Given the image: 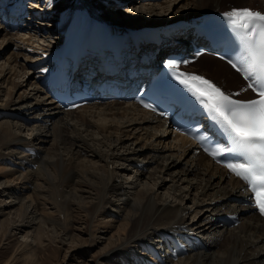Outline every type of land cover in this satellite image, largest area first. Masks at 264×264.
Returning a JSON list of instances; mask_svg holds the SVG:
<instances>
[{"label":"bare ground","instance_id":"obj_1","mask_svg":"<svg viewBox=\"0 0 264 264\" xmlns=\"http://www.w3.org/2000/svg\"><path fill=\"white\" fill-rule=\"evenodd\" d=\"M23 1L26 0H15V3L24 7ZM32 1L35 2V11H37L32 12V19L35 18V20L24 27L27 30L24 31L23 36H17L18 39H15L19 43L14 49L23 57L25 63L22 61L10 63L12 53H7L8 57L3 61L4 64L0 63V80H2L0 92L4 89L8 95L4 103L0 102V115L16 114L25 119L27 118L25 112L32 111L28 113H33V118L41 116L37 120L44 123L34 124L36 127H33L37 131L31 132V136L25 140L13 130L10 122H3L0 125V178H5L4 184L3 181L0 182L3 184L0 194L7 190L12 195V191H15L19 201L23 198L21 197L23 194L24 197L30 198L29 204L21 202V206L23 204L25 206L26 217L29 216L26 212L29 207L32 205L30 213L35 212L36 204L41 200L45 203L44 210H47V218L53 219L57 211L63 214L68 223V232L71 229L79 230L74 225L76 211L79 209L84 211V218H87L89 214L93 227L91 239L100 242L102 241L100 238H104L99 251L102 257L98 264H104L107 260L113 261L115 253L124 257L130 256L126 259L130 264L131 262L133 264H264V216H260L249 202H245L247 192L244 182L235 176H230L226 168L215 163L206 153H197L193 140L169 128L166 125V119L152 114L132 101L114 100L107 103L84 104L65 110L53 97L46 94L47 83L59 68L56 69V67L68 63L71 57V54L66 55L68 51L81 47L85 53L83 57L86 59H91L95 52H98L97 41L99 40L100 46L104 39L111 35L104 28L112 21L110 13H129L139 6L138 10L136 9L137 16L125 17L116 23L111 22V29L115 31H125L128 25L145 27L149 24L167 23L175 16L169 14L160 19L161 13L158 15L159 12H154L148 18L142 6L149 4L146 9L153 12L156 9L155 0L151 3L133 5L132 10H130L132 5L130 7L126 4L118 5L114 0H94L95 5H91L89 0ZM132 1H135V3L132 2L133 4L142 2V0ZM226 1L174 0L171 3L172 1L165 0L166 4L163 5L164 1L159 4L167 11L172 4L177 6L182 3L179 6L184 8V13L178 18L185 17L181 20L187 18L191 20L204 12L229 10L227 7L222 8ZM228 1L237 2L232 9L261 7L262 2V0ZM251 4L255 5L250 6ZM42 5H46L43 10L40 8ZM165 11L164 14H166ZM53 12L56 17H62L59 25L50 28L38 22V20H48L50 13ZM45 16L49 17L45 18ZM178 18L175 22L163 24L164 27H160L172 31L174 38H163V44H159L161 49L158 56H163L168 51L167 48L162 47L164 43L169 44L175 39L178 40L176 44L189 49V41L184 37L189 33L188 28H182L180 32L173 30L172 24L176 23ZM155 27H145L147 28L145 33L152 38L161 36L160 28L153 30ZM1 28L3 29L0 32L6 31V35L2 38L4 41L6 38L9 41L16 38V34L9 32L12 30L9 25L3 24ZM53 32L64 37V41L59 44L58 42L53 44L51 42L53 40H49L47 44L38 41V46H33V42L29 43L35 36L48 41L47 37H51ZM148 45L154 46L151 39ZM48 50L50 52L47 53ZM206 54L203 52L197 59L199 62L190 63L188 69L195 72L199 70L198 72L206 76L211 74L210 78H216L215 82L227 87L228 90L238 89L239 91L246 86V82L238 77L237 72L227 61L214 55L206 56ZM41 55L44 57L39 58ZM41 60L44 63H40ZM17 61H19L18 58ZM16 64L22 68L21 73H15ZM44 65L42 70L44 73L40 74V69ZM36 67L37 70L33 71L32 68ZM7 72L15 73L19 78L12 88L8 85L7 88H1L9 77L6 76ZM24 72L27 78L22 79L26 77ZM27 84L31 87H29L30 90H27ZM17 87L23 89L18 97H14ZM253 95L254 93L249 90L242 93L240 97ZM51 122L55 123L53 128L49 124ZM95 131L99 135L102 134V137L96 139L93 135ZM50 135L54 136V145L46 150L47 147L44 144L49 140ZM141 140L142 143H140ZM61 147L68 149L67 155L70 153L66 160L64 154L60 155ZM86 150L91 151L89 155L98 157L97 160L100 159L103 163H96L92 157L89 162H84L81 166L77 164V158L85 154ZM163 150L165 154L162 156ZM144 158L154 163L153 172L147 176L151 179V184L148 182L146 187L138 189L137 192L135 190L132 195L127 191L126 193L120 191L122 182L116 175L120 171L119 167H125L123 169L126 170L128 165L136 164L142 168ZM110 159L113 161L110 162ZM61 163H64L63 166ZM112 163H118V165L115 164V166ZM142 171L143 169L139 173H143ZM164 172L172 177L174 194L181 200L186 199V195L192 189L196 190L193 200L195 207L193 204V206H174L167 202L166 198L156 194L159 188L172 189L166 182L167 177L162 176ZM157 173L158 176H156ZM59 174H61V180H56V175ZM178 180L185 181V185L175 184L174 181ZM56 184L60 185L61 202L57 201L59 194L55 196L53 192V185ZM16 190H18L17 193ZM27 190L29 193L26 196L24 191ZM240 197L244 198V203L240 201ZM173 199L172 197L171 200ZM47 200L51 204L49 208L46 204ZM201 212L202 214L197 218ZM228 212L239 215L242 222L238 226L221 222L219 217ZM188 213L192 216L191 220L187 218ZM214 219L217 221L213 226ZM98 229H104L105 232L101 233L105 236L100 237V233L96 232ZM110 232L111 234L108 235ZM197 234L204 238H199ZM72 241H78V245L84 246L88 239L79 234L73 235ZM136 244H139V251ZM26 249L25 254L36 260L37 251L30 247Z\"/></svg>","mask_w":264,"mask_h":264},{"label":"rangeland","instance_id":"obj_2","mask_svg":"<svg viewBox=\"0 0 264 264\" xmlns=\"http://www.w3.org/2000/svg\"><path fill=\"white\" fill-rule=\"evenodd\" d=\"M163 1H164L163 5L166 4L165 0H155V2H154V0H142V2H136V4H133V3H135V1H132V0H126V1L114 0V2L118 5L126 4V6H128V7H130V5H132L130 7L131 8L130 10L133 9L132 8L133 5L136 6V5L143 4L144 2H146V3L147 2H150V3L154 2L156 5V9L153 12L147 11L148 9H146V6H148L149 4L142 6V8L146 11V15L148 18H150L154 12H157V13L159 12L158 15L161 13L160 19H162L164 15L167 16L170 14V16L171 15L175 16L173 19H171V21H168L167 23L160 22L157 24H149L148 26H145L148 28H151L152 26H156L153 30H156L160 27H164V26H162L163 24L167 25L171 22H175L177 20V18L184 13V8L182 6H179L182 3H180L177 6H174L172 4V6L169 9H167V11H165V9L162 7V5L159 4L160 2H163ZM167 1H172L171 3H173L174 0H167ZM89 2L91 5L96 4L94 2V0H89ZM235 4L237 5L236 1H228L227 0L222 8L225 9L227 7L230 10V9H232V7L235 6ZM255 4H251L250 6H254ZM33 5L35 6V4H33ZM45 6L46 5H42V6H40V8L43 10L44 8H46ZM115 6H117V5H115ZM137 7H139V6H137ZM137 7L135 8L134 11L129 12V13H116V12L110 13V15L112 17L111 22L116 23L118 21H121L125 17L130 18V17L137 16L136 15L137 14V12H136ZM35 9H36V7H35ZM164 11L166 12V14H164ZM54 13L55 12L50 13V17L45 16V18L49 17L48 20H46V21L38 20V19H36V20H38L39 23H43L44 25L50 26V28H52V26L59 25L62 21V19H61L62 17H56V15H53ZM183 18H185V17L178 18V20H181ZM187 19H189V18H187ZM33 20H35V18ZM38 22H36V24ZM1 23H0V25L3 27L4 23H2V24ZM1 26H0V30L3 29V28H1ZM26 30L27 29H25V28L9 30L10 33H13L14 35L16 34L15 35L16 38H13V40H10V41L8 40V38H6L5 41L2 39L6 35L5 34L6 31L3 30L0 32V47H1L0 48V63L4 64L3 61L5 59H7V57H8L7 53H10V54L12 53V58L10 59V63L14 64L15 62H21V61H22V63H25V60L23 59V57L18 55V53H16L17 51H15L16 49H14V48H15V45L17 43H19L15 39H18L17 36L18 37L23 36L24 35L23 33H25L24 31H26ZM18 31H20V32H18ZM9 32H8V34H9ZM42 34L46 35L47 33H42ZM25 35L27 36V33ZM51 35H52L51 37H47L48 41L47 40L44 41V38H42V37L35 36L36 39L31 38L32 40L29 41V43L32 44V42H33V44H32L33 46H38L39 45L38 41H41L44 44L45 43L47 44V42H49V40L50 41L53 40V41H51V42H53V44H54V42H58V44H59L64 39V37L58 36L57 34H55V32H53ZM56 36H58V38H56ZM38 37H39V39L37 40ZM20 49L24 50V48L23 49L20 48ZM48 52H50V51L48 50L47 53ZM16 54L19 57L15 56ZM207 55L211 56V54H208V53L206 54V56ZM43 57H44V55L39 56V58H43ZM17 58L19 61H17ZM208 58H211V57H208ZM195 62L197 64L199 61L197 62V60H196V61H194V63ZM200 65H201V63H200ZM5 67H7V65ZM28 67H29V65H28ZM28 67H26V68L28 69ZM16 68L17 69H16L15 73H19L20 71L22 72V70H21L22 68L20 67V65L19 66L17 65ZM187 68H189V66ZM32 69H33V71H35V69L37 70V67L32 68ZM8 70L9 69H7V71ZM198 71H196V72H198ZM200 71H202V70H200ZM32 72L30 73V75L32 74ZM15 73H12V72L6 73L7 74L6 76H9V77H7L6 82L4 83L5 86L3 84L1 88H7V85L12 88L15 81L19 78ZM198 73H200V72H198ZM23 74L26 77H23L22 79L27 78L26 73L24 72ZM201 75L206 76L205 74H201ZM210 75L211 74H209V76H207V77L210 78ZM237 75L242 81H244L239 73H237ZM12 76H13V78H12ZM213 80L216 81L217 79L215 78ZM0 81H2V80H0ZM29 81H30V79H29ZM242 81H241V84H242ZM12 82H13V84H12ZM219 85L222 86L224 89L228 90L227 87H224L221 84H219ZM29 87H30L29 84H27V88H28L27 90H30ZM22 89L23 88H21V87L20 88L17 87L16 88L17 91H14V97H18V94ZM237 90L238 89H231L230 91L238 92ZM46 94H48V96L50 95L49 92H47ZM7 99H8V95H6V92L3 89L0 92V102L4 103ZM110 101H114V100H110ZM110 101H108V102H110ZM102 103H107V101L102 102ZM28 112H32V111L25 112L26 113L25 115L27 117L25 119L21 118L20 116H16V114H13V116L0 115V122H1L0 125H2L3 122L4 123L10 122L12 127H13V130H15L18 135L20 134V138H23V140H25L26 138H29L31 136V134H32L31 132L35 133L37 131V129H35L36 125H34V124L44 123L42 121L37 120L41 116H39L37 118H35V117L33 118L32 116L34 114L28 113ZM20 123H22L21 127L19 126ZM49 124H50L51 128H53L55 126L54 122H51ZM33 126H35V127H33ZM95 132L96 133H93V135L96 139L102 137V134L99 135V133L97 131H95ZM53 137L54 136L50 135L49 140L47 142H45L44 145H45V147H47L46 150H48L49 148H51L54 145L55 139ZM142 142L143 141L141 140L140 143H142ZM64 148L65 147H61L59 151H60V155L64 154V157L66 160V159H68V156L70 155V153L67 155L68 149H66V148L64 149ZM84 153L85 154H82L81 157L77 158V160H78L77 164H80V166L84 162H89V159L94 157L93 155L92 156L89 155V154H91V151L89 152L88 150H86ZM86 154H87V156H86ZM164 154H165V152L163 150L161 152V155L163 156ZM97 159H98V157H94V160H96V163H103L102 160L100 161V159L99 160H97ZM144 159H145V161L143 162L144 165L142 168H139V166L136 164H133V166L128 165V167H127L128 169H126V170L123 169L125 167H121V168L119 167L120 171L116 175L118 176L119 181L122 182V188H120V191H122V192L127 191L128 194L132 195L133 192L135 193V190L137 192L138 189H140L144 186L146 187L148 182H149V184H151V179H149V177H147V176H149V174H151V172H153L152 166L154 165V163H150L148 161V158H144ZM81 160H86V161H81ZM111 161H113V159H110V162ZM62 164H64V163H61V166H63ZM112 164L118 165V163H112ZM138 169L140 171L143 169V171H142L143 173H139L140 171ZM194 174H196V173L194 172ZM137 175L140 177V179ZM191 175H193V174H191ZM156 176H158V173L156 174ZM162 176L167 177L166 182H167V184L171 185L172 189L169 190L168 188H165V187L159 188L158 192L156 194L161 195L162 198H166L167 202H170L174 206L176 205V206H180V207L182 206L183 207V205H192L193 204V200H194V196H195V192H196L195 189H192V191L188 195H186V197H185L186 199L181 200L180 198L176 197L174 194V188L175 187L172 185L173 184L172 177L165 172L163 173ZM136 177H138V178H136ZM60 178H61V174L56 175V180H58V179L61 180ZM4 180H5V178H3V177L0 178V182L3 181L2 182L3 184H4ZM160 181H161V179H160ZM152 182H153V179H152ZM174 182L177 185H185V181L179 182V180H178V181H174ZM2 183H0V188L3 187ZM193 183L195 184L196 182L194 181ZM58 185L57 184L53 185V192H54L55 196L61 192L60 191V185L59 186ZM155 188H157V186ZM172 190H173V192H172ZM17 191L18 190H16V193H17ZM28 191L29 190L24 191L26 196L29 193ZM6 192H7V190L4 191L2 194H0V264H95V263L98 264V262L101 260L102 253H99V251L103 245L102 242L104 240V238L101 236H105L101 232H105V230L104 229L96 230L97 233H100L99 234L101 237L100 240H102V241L99 240L100 242H96V241L92 240L91 239V232H92L93 227H92V219L90 216H88L89 214L87 215V218L86 217L84 218V215H83L84 211H82L80 209L78 211H76V215H75L76 221H74V225H76L77 228H79V230L71 229L68 232V227H67L68 223L66 222V220L62 216L63 214H61L60 212L57 211V213H55L53 215L54 216L53 219L47 218V210H44L45 203H43L41 200H39L40 202L39 203L37 202V204H36L37 210L33 213H30L29 210H30V207H32V205H31L29 207V209L26 211L29 216L26 217L25 216V206H24V204L21 206V202L23 201V202H26V204H29L30 198L24 197L23 196L24 194H23L21 196L23 198H21V201H19L20 199H19V197L16 198V194L14 193L15 191H12L13 196L11 195L10 192H7V193ZM172 197L174 198L173 200H171ZM61 200H62L61 195L59 194L57 196V201L61 202ZM34 201H35V199H34ZM48 202L49 201L47 200L46 204L49 208L51 204H49ZM119 202L121 204L120 200H119ZM178 202H180V203H178ZM193 205H192L193 207L196 206L195 204H193ZM201 205L202 204H200V206ZM203 205H204V203H203ZM190 213L187 214V216H189V217H187L188 220H191V217H192ZM200 214H202V212L197 215V218L200 216ZM32 216H34V217H32ZM29 218H32V219L28 220ZM85 219H86V222H84ZM216 221H217L216 219H214L212 221L213 226L216 224ZM241 222H242V220H241ZM84 225L86 228L84 227ZM238 225H236V226H238ZM82 231H83V233H82ZM79 234H82L84 237H86L88 239V241L85 242L86 245L84 244V246H82V245L80 246V244L79 245L77 244L78 241H74V242L72 241V236L73 235H79ZM110 234H111V232L108 233V235H110ZM200 237H203V236H200ZM25 243L29 244V246ZM135 246H136L137 250L139 251V249H140V247H138L139 244H136ZM29 247L37 251L36 260H34V258H32L31 256H28L27 254H25L24 251L27 250L26 248H29ZM114 255L115 256H114L113 261L107 260L104 262V264H130V263H127V261H126V259L130 258V256L124 257L120 254L116 255V253ZM131 264H133V262H131Z\"/></svg>","mask_w":264,"mask_h":264},{"label":"snow or ice","instance_id":"obj_3","mask_svg":"<svg viewBox=\"0 0 264 264\" xmlns=\"http://www.w3.org/2000/svg\"><path fill=\"white\" fill-rule=\"evenodd\" d=\"M223 16L236 46L227 63L246 82L244 88L227 93L202 75L180 71L182 65L192 61H168L165 66L203 109L223 141L205 146L204 151L230 176L247 185L252 205L264 216V13L244 7L233 8ZM249 90L255 98H235ZM141 103L157 112L152 103ZM195 139L207 142L212 138L198 135Z\"/></svg>","mask_w":264,"mask_h":264}]
</instances>
